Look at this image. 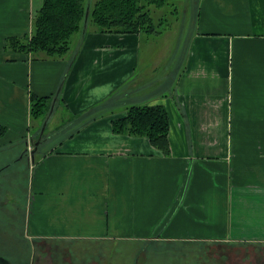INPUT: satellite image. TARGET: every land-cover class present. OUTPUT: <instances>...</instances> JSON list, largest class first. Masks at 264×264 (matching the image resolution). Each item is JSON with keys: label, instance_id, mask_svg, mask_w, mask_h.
<instances>
[{"label": "crops", "instance_id": "crops-1", "mask_svg": "<svg viewBox=\"0 0 264 264\" xmlns=\"http://www.w3.org/2000/svg\"><path fill=\"white\" fill-rule=\"evenodd\" d=\"M40 5L0 0V158L36 141L31 94L55 96L62 82L52 119L66 116L51 130L60 136L43 151L38 144L29 162L26 234L111 245L264 244V0H199L171 80L156 77L158 58L143 57L142 36L132 33L89 26L66 75L67 56L6 48L29 37ZM149 73L133 96L165 108L167 154L144 136L114 133L111 120L124 111L69 129L75 115Z\"/></svg>", "mask_w": 264, "mask_h": 264}, {"label": "trees", "instance_id": "trees-1", "mask_svg": "<svg viewBox=\"0 0 264 264\" xmlns=\"http://www.w3.org/2000/svg\"><path fill=\"white\" fill-rule=\"evenodd\" d=\"M164 3L165 0H41L32 21L29 37L10 38L5 46L32 55L43 52L51 58L67 56L69 61L66 75L89 26L100 33H132L151 38L149 36L162 34L163 29L157 27L159 23L153 21L148 8L151 5L160 8ZM135 79V76L130 78L104 101L75 115L72 132L79 131L99 117L124 111V115L112 118V131L118 134L144 136L152 146L164 155L167 154L169 122L165 108L162 105H148L139 100L140 97L133 96L138 87L129 88V85ZM61 87L62 82L55 96L42 97L33 94L29 96V113L32 119L38 118L42 122L51 106L53 105V110L58 106L62 101ZM4 132L5 127L0 126V136ZM22 143L24 142L19 143L21 147L24 146ZM9 157L0 158V176L4 175L2 172L16 158ZM15 198L18 201L10 204L3 205L0 202V255L11 263L28 264L34 247L24 235L26 233L24 224H20L26 208L20 203V195L15 194Z\"/></svg>", "mask_w": 264, "mask_h": 264}, {"label": "rangeland", "instance_id": "rangeland-1", "mask_svg": "<svg viewBox=\"0 0 264 264\" xmlns=\"http://www.w3.org/2000/svg\"><path fill=\"white\" fill-rule=\"evenodd\" d=\"M198 3L199 0H165L164 5L160 8L152 5L149 6L148 9L153 21L156 24L159 23L157 27L163 29V33L150 36L151 38H149V40L151 39V43H148L146 41L147 36L143 35L141 38V55L143 57H153V60L158 58L155 66L157 67L155 72L156 77L159 78L161 75L169 73L168 78L171 80L173 73H175V63L178 59L181 60L184 55L186 43L194 29V19L197 13ZM143 67H146L145 64L139 66V71L143 69ZM151 76H154V74L149 73L146 76L138 74L133 83H130L129 88L139 87L144 80L149 79ZM165 78H167V76ZM162 89H166V87L160 86L156 89L154 88L152 92H158ZM54 114L55 109L47 121L44 131H39V128L43 125L44 121L41 122V119L38 118L32 119L31 121L30 132L31 135L35 137V140L38 141L40 134H42L41 140L46 139L40 143L39 147L41 151L49 147V144H52L61 134L60 132L54 134L55 132H51V130L59 123L60 119H66L65 113H63L65 117L56 114L53 120L52 117ZM69 129H72V127ZM22 148L23 150H20L16 158L11 161V166L2 172L4 175L0 176V186L3 187L2 189L0 188V202L3 205L6 203L10 204L13 201L17 202L18 200L15 198L16 194L21 196L20 203L26 208L27 203L24 191L29 177L28 166L29 162L32 161V157L30 151L26 152L24 146H22ZM111 244L102 243L99 245L95 240H93L92 243L79 241L73 249L75 251L89 250V252L92 253H105V255L109 257H106V264H143L147 259L152 260L154 257L158 256V254H153V256H151L150 254L152 252H150V250H158L160 252L159 254H173V256H177L174 259H171L170 257L163 259L165 260V263L172 264L174 262L181 263L183 257H186L187 261L188 259L193 261L195 255L201 252L202 248L207 247L209 243L190 242L182 244L156 241L147 246L145 243L143 244L133 241L121 243L120 245L115 243L114 245ZM48 247L49 245L44 244L41 246L35 245L34 250L29 257L28 264H51ZM141 251L143 252L142 254ZM134 259L138 260L137 263L134 262ZM151 264L162 263L154 261Z\"/></svg>", "mask_w": 264, "mask_h": 264}, {"label": "flooded vegetation", "instance_id": "flooded-vegetation-1", "mask_svg": "<svg viewBox=\"0 0 264 264\" xmlns=\"http://www.w3.org/2000/svg\"><path fill=\"white\" fill-rule=\"evenodd\" d=\"M10 166H8L7 168H9ZM26 216L27 211L24 215V219L19 218L21 219L20 224H24L25 232ZM24 235L29 240L32 247H35V245L41 246L42 244L49 245L48 254L51 259V264H106L105 262L107 256L105 255V253H92L89 252V250L75 251L73 248L76 243H79V241L55 240L38 237L33 238L29 237L26 233H24ZM87 242L92 243V241ZM98 244L100 245L102 243L98 242ZM150 252H152L150 254L151 256H153V254H158V256L154 258L152 257V260L147 259L143 264H151L154 261H158L162 264H167L163 259L167 257L174 259L177 257L173 256V254H159L160 252L158 250H150ZM137 261V259H134L135 263H137ZM172 264H264V244H256L252 242H242L235 244L218 242L210 243L207 247L202 248L201 252L195 255L193 261H191V259H188L187 261L186 257H183L181 263L174 262Z\"/></svg>", "mask_w": 264, "mask_h": 264}, {"label": "water", "instance_id": "water-1", "mask_svg": "<svg viewBox=\"0 0 264 264\" xmlns=\"http://www.w3.org/2000/svg\"><path fill=\"white\" fill-rule=\"evenodd\" d=\"M85 22H86V21H85ZM84 29H85V23H84ZM83 31H84V30H83ZM52 112H53V105L51 106V109H50V111H49L47 117L45 118V120H44V122H43V125L41 126V130H40V131H44V129H45V127H46V123H47V121L49 120V118H50ZM41 136H42V134H40V136L38 137V141H35L34 144H32L33 142H32V138H31L30 140H31V147H32V148L29 150V149H28V146H27V148L25 149V151H26V150H27V151H30V155H31V157L33 156L34 151L36 150L38 144H40ZM26 144H28V143H26ZM32 160H33V159H32ZM0 264H15V263H11L7 258H5V257H3V256L0 255Z\"/></svg>", "mask_w": 264, "mask_h": 264}, {"label": "built area", "instance_id": "built-area-1", "mask_svg": "<svg viewBox=\"0 0 264 264\" xmlns=\"http://www.w3.org/2000/svg\"><path fill=\"white\" fill-rule=\"evenodd\" d=\"M30 144V143H29ZM28 149L30 150L31 149V146L30 145H28Z\"/></svg>", "mask_w": 264, "mask_h": 264}]
</instances>
